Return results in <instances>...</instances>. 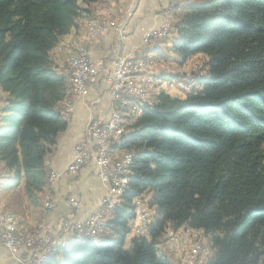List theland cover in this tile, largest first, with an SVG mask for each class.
<instances>
[{
  "label": "trees",
  "instance_id": "1",
  "mask_svg": "<svg viewBox=\"0 0 264 264\" xmlns=\"http://www.w3.org/2000/svg\"><path fill=\"white\" fill-rule=\"evenodd\" d=\"M94 2L0 0V166L14 184L25 179L34 204L51 189L46 159L68 128L70 86L50 51ZM182 6L172 49L182 62L207 57L200 89L152 96L121 140L133 161L105 232L73 235L48 264H171L157 244L183 226L206 233L207 264H264V0H195L174 11ZM146 193L157 208L149 237L127 249L133 201Z\"/></svg>",
  "mask_w": 264,
  "mask_h": 264
},
{
  "label": "crops",
  "instance_id": "2",
  "mask_svg": "<svg viewBox=\"0 0 264 264\" xmlns=\"http://www.w3.org/2000/svg\"><path fill=\"white\" fill-rule=\"evenodd\" d=\"M96 2L92 4H83L82 6L91 11ZM126 2L135 5V13L130 20H122V22L125 21L122 25L123 32L125 33L122 45L118 47V49L115 48L116 39L117 36H119L120 29L117 24L121 17L116 16L115 20L118 19L116 25L111 27L112 15H110L111 24L108 26L110 27L108 33L97 41L92 42L91 45L94 60L98 62L103 61L107 69H113L118 55L132 53L141 45L144 30L159 28L167 19V16L161 12V8L168 5L169 0H126ZM180 10L181 9L178 8L174 12H179ZM92 13L93 12H90L88 15L96 18L97 15H92ZM72 42H79L87 45L90 44V41L86 37L85 28L82 25H77L76 27H73L68 34L60 36L56 41L55 46L50 51L52 68L59 74H62L63 72V65L69 50L68 46L72 44ZM174 43V37L169 40H164L154 46L151 49V53L154 55H162L168 51L170 46ZM60 47H62L63 50L58 53ZM203 56L207 59L205 55ZM175 58L176 63H178L177 66L181 68L184 62L179 65L181 62L180 60L178 61L179 57ZM177 72L181 73L184 71ZM164 75L166 74L160 73L156 76L152 88L153 91L149 92L151 95L149 102L147 101L148 96L145 99L146 104H151L152 96L159 92H165L171 96L178 92V89L169 84L171 81H168V83L164 80ZM0 93V99L2 98L0 100L1 109L5 104L4 100L6 98V93L2 90ZM175 97L178 96L176 95ZM73 100V109L70 112L68 128L60 135L58 143L54 148V152L48 157L49 161L47 162L52 172L61 174L51 183L53 191L52 195L56 207L49 212H44L42 209L41 203L42 199L47 194V189L38 193L39 203L34 204L26 194L24 178L14 184L13 175L12 173H9V171L3 170L0 175V209L16 213L24 223L29 225L44 224L52 232H57L59 230L58 225L64 218L70 219L73 224L87 221V219L97 211L101 198L107 192V187L102 183L99 177L98 166L94 160L86 164L83 169L75 175L68 172V167L75 158L77 146L83 142L86 137V127L88 123L93 118H99L104 121L111 118L115 108V103L111 94V83L105 78L103 73H101L99 80L89 86L87 95L74 97ZM132 112L133 111L131 110V117L133 116ZM1 117L2 113L0 112V120ZM131 123L132 121L127 120L128 127ZM112 150L115 154L124 155L127 153L121 143L114 142L112 144ZM145 195L146 194H144L142 198L147 203V200L149 199V204L148 207H144L143 205V212L152 216V213L156 214L157 208L152 204V195L150 193H147L146 196L148 197ZM71 199H77L81 202L80 209L74 211L71 208ZM22 226L25 227L24 225ZM140 226H142V219L137 216L136 219L130 223L131 232L126 241L128 239L131 241L137 236L135 229ZM183 228L188 231L186 227ZM184 235L185 232L181 237L182 241L185 240ZM60 238L68 240L71 239L72 236L71 233H63L60 235ZM60 241L56 244H59ZM186 242L187 241L181 243V245H185ZM173 245L174 242H171L166 236H164L158 241L157 247L160 254L168 258L171 264H179L177 256L174 254V250H172ZM162 250L163 252H161ZM59 257L60 255L58 256V260H60ZM0 264H18V261L10 251L3 246H0Z\"/></svg>",
  "mask_w": 264,
  "mask_h": 264
},
{
  "label": "built area",
  "instance_id": "3",
  "mask_svg": "<svg viewBox=\"0 0 264 264\" xmlns=\"http://www.w3.org/2000/svg\"><path fill=\"white\" fill-rule=\"evenodd\" d=\"M170 1L173 3L174 1L185 2L190 0ZM115 7L121 12L126 11L123 3H117L116 0H106L105 10L100 12V19L93 22L92 26L89 27L91 37L95 38L99 34H104L110 28L104 27V20H108V16L112 15ZM128 17L126 19H129ZM171 28L172 21L167 19L159 28L144 30L141 45L132 53L118 55L113 69H107L103 61H95L92 49L88 45H78L75 47V52L69 54L65 69H69V83H74L73 97L87 95L89 86L99 80L101 73L111 83V94L115 103L111 118L107 121L93 118L88 123L86 137L77 146L75 158L68 167V172L75 175L86 164L94 160L98 166L99 177L107 187V192L101 198L97 211L87 221L73 224L70 219L64 218L60 221L57 232H52L43 225L37 234H30V231H19L18 224L13 223V220L8 219L7 216L0 215V246L10 251L16 257L18 264H36L49 246H56L58 241L66 240L60 238L63 233H71V236H100L105 232V227L110 219L111 206H113V202H118L119 186L120 182L123 181L124 171L128 168L129 153L114 154L113 151H110V144L113 140H120L121 143L122 132H128L127 120L133 122L138 118L130 116V107L145 104L142 103L137 81H145L148 85H153L156 70L165 69L164 65L159 66L164 57H160L158 65H150V62H138L137 53L141 52L146 45L159 44L161 36L167 35ZM119 37L125 38L122 29H119ZM185 80L180 85H185ZM190 93L191 87H189V92L184 94L186 96ZM121 101H128V115H126L122 125H115V112H117L118 104ZM65 106H67L68 115L71 111V105L68 103ZM140 114L142 113H138V115ZM60 175L52 172L51 183ZM143 200L142 197L135 199L136 215L142 219V226L136 228L135 233L137 236L149 237V226L153 219L143 212ZM70 206L76 211L80 209L81 202L77 199H71ZM55 207L56 203L50 195L46 201V212L52 211ZM199 260L209 261L206 254L201 253V245L195 246L193 255L185 256L184 264H199Z\"/></svg>",
  "mask_w": 264,
  "mask_h": 264
},
{
  "label": "rangeland",
  "instance_id": "4",
  "mask_svg": "<svg viewBox=\"0 0 264 264\" xmlns=\"http://www.w3.org/2000/svg\"><path fill=\"white\" fill-rule=\"evenodd\" d=\"M194 1L195 0H193V2ZM105 2H106V0H97V2L93 5V8L91 9V11L87 10V13L83 12L82 15L80 16V18L77 21L78 25H82L85 28L86 37L90 41V44L88 45L90 48H92V46H91L92 42L97 41L98 39H100L101 37L106 35L108 33V31L110 30V28H109L104 34H101V35L99 34L95 38L91 37L89 35V33H88L89 32V28L88 27L92 26L93 22H96L98 19H100V12L105 10ZM116 2L117 3H123L124 8H125V10L127 12L126 11L121 12L116 7L113 8L112 25H111V27L116 25V21L118 19L117 20H115V19H116V16H118V17H121V19L119 20L117 26L119 25L118 28L123 30V28H122L123 26L122 25L125 23V21L122 22V20L126 19L128 16H129L128 17L129 20L133 17V15L135 13V5L134 4H128L126 2V0H116ZM175 5H180V4L179 3H171V1L169 0L168 5H165V6H163L161 8V12L165 16H167V19H171V21H172V28H171L170 35L162 38L161 42L164 41V40L172 39L173 37H174V39H176L177 33H176L175 25L178 23V21L180 19V16L184 13V10H183L184 7L182 6L180 8L181 10L179 12H174V6ZM90 12H93L92 15H94V14L97 15L96 18L95 17H90L88 15V13H90ZM110 24H111L110 16H108V20H104V27H108V26H110ZM123 41L124 40L122 38L117 36L116 43H115V48L118 49V47H120L122 45ZM81 44H83V43L72 42V44H70L68 46L69 50H68V54L66 56V59H65L64 65H63V72H62V74L64 75V77L66 78L68 83H69V69H65V67L67 65V59H68L69 54H73V52H75V47L78 46V45H81ZM83 45H87V44H83ZM156 45H149V46H146V47L144 46L143 48H146V50H145L146 52H144V54L142 53V56H145V57H149L148 55L153 56V59L155 60V62H153L152 65H158V62H160V57H164V60H163L162 64H160L159 66L162 67V65H164L165 69H157L156 72H155V78L160 73L179 75L180 78L170 79L169 77L168 78L165 77V79H164L166 82L167 81H171V83H169V82L168 83L171 84V86H174V88L178 89V92L176 94L174 93V95L175 96L177 95L178 97H185L184 93L189 92V87H191V92L194 91V90L200 89L199 81H200V79H202L206 75V70H207V68H206V60L207 59L203 55L197 54V55L193 56L192 58H190L188 61L184 62V64H183V62L180 60V58H178V61L179 60L181 61L179 63V65L183 64V66L180 68L179 66H177L178 63H176V60H175L176 59L175 57H178V54L172 49L173 45H171L169 50L166 51L164 54H162V55H154V54L151 53V49L154 46H156ZM62 50H63V48L60 47L58 53L62 52ZM138 56L139 55L137 53V58H138ZM155 57H156V59H155ZM177 71H184V72L178 73ZM184 80H185V85H180V83H182ZM71 85L72 84L69 83V86H70V89H69L70 97L65 100L64 105L69 103L71 105V110H72L73 109V101H74L73 100L74 99V97H73L74 96V94H73L74 93V83H73L72 86ZM153 86H154V83H153V85H148V83L144 82V84L142 86L143 90H144V93H143L144 94L143 95L144 98L142 100L146 99V97L148 96L147 101L149 102L150 96H151L149 92L153 91L152 90ZM0 92H1V90H0ZM148 93H149V95H148ZM174 95H173V97H175ZM0 97H1V93H0ZM144 103H145V106H146V100H144ZM65 108H66V110H65L64 113H65V115L67 116V118L69 120L71 111L67 115V106H65ZM119 109H120V104H118V110ZM130 110L133 111L132 112V115H133L132 117H139L141 115V114L138 115L139 112L137 111V109H135L133 107H131ZM125 118H126V115H124V120H125ZM126 133L127 132H125V134ZM123 136H121V140H122ZM118 141L120 142V140H118ZM113 143L114 142H112L111 144H113ZM116 143H118V142H116ZM111 149H112V145H111ZM117 155H120V154H117ZM48 161L49 160L47 158L46 159V163ZM47 165H49V164L47 163ZM2 172H3V168L0 166V175H1ZM129 175H130V172L127 175V177H128L127 184H128V181H129ZM50 179H51V177H50ZM122 187H123V185L119 186V191L122 189ZM126 187L128 189L127 185H126ZM46 191H47V194L44 196V198L42 199V203H41L42 204V209L44 210V212H46V201H47L48 197H50V195H51L52 198H53L52 187H51L50 190H46ZM126 191L123 194H122V192L118 193V202H115V204H114L115 208L113 207L114 210L122 202L123 195L126 193ZM146 195H147V193H146ZM146 197H148V196H146ZM147 201H148V203L143 200L144 207H148L149 199ZM133 206L135 208V200L133 201ZM114 210L110 214V219H112V217H113ZM3 212H8V213L14 214L19 219L21 224L24 225L25 227L29 228L32 232L38 233V231H40L42 229L41 226L42 225L45 226L44 224H41V223L40 224H36V225H29L27 223H24L23 220L16 213H14L12 211H9V210H1L0 209V213H3ZM154 214L155 213H152V216H150V218H154ZM155 216H156V214H155ZM183 227H185V226H183ZM183 227H181V229L180 228L174 229L173 227H169V229L167 230V233L165 235L168 240H170L171 242H174L172 250H174L173 252H174V254H176L179 264H184L185 256L186 255H193V252H195V246H200V245H201V253L202 254L204 253V255L206 254V258L209 260L210 257L212 256V247H211L210 240L207 237L206 233H204L201 230H194V229H190V228H187V227H186V229L188 231H186L185 228H183ZM184 232H185V235H184L185 240L182 241L181 237L183 236ZM84 236H86V235H79V236L75 235V239H76V237L80 238V237H84ZM92 237H96V235L92 236ZM185 241H187L185 243V245H181V243H183ZM66 245H67V242L61 240L59 242V244H56V246H51V253L49 255V259L44 264H48L52 260L53 257H55V260H58V256L59 255L58 256L56 255L57 249L59 247H65ZM130 246H131V241L128 239L126 241V243H125V248L129 249ZM161 252H163V250ZM59 258H61V256ZM177 259H176V261H177ZM199 264H207V262H206V260H199Z\"/></svg>",
  "mask_w": 264,
  "mask_h": 264
},
{
  "label": "bare ground",
  "instance_id": "5",
  "mask_svg": "<svg viewBox=\"0 0 264 264\" xmlns=\"http://www.w3.org/2000/svg\"><path fill=\"white\" fill-rule=\"evenodd\" d=\"M191 2H193V0L185 1V2H183V1H174L173 3H179V4H184L185 3V4H187V3H191ZM170 33H171V31H169V33H167V35L161 36V39L166 37V36H169ZM146 46H149V45H146ZM145 50H146V48H143V50H141V52L138 53L139 56H138L137 60H138V62H150V65H152L153 62H155V60L153 59V56H151V55H148L149 57L142 56V53L144 54V52H146ZM155 59H156V57H155ZM144 82L145 81H137V88H138V91L140 92V96H142V99L144 98L143 97L144 90H143V87H142ZM71 84L73 85V83H71ZM144 100H142V103H144ZM144 106H145V104H139L138 106L133 107V108L137 109V111L139 113H141ZM124 115H128V101H121L120 109L117 110V112H115V125H122L123 124ZM124 134H125V132H122V136ZM112 142L120 143L118 140H113ZM111 145L112 144H110V151H113L111 149ZM132 161H133V154L132 153H128V168H127V170L124 171L123 181L120 182V185H123V187H122V189L119 192H122V194L127 190V187H126V185L128 186V184H127V180H128L127 175L130 172V169H131L130 166L132 164ZM114 204H115V202H113V206H111V212L115 208ZM0 215L7 216L8 219H12L13 220V223L18 224L19 225V231H30V234H37L36 232H32L29 228L23 227L21 225L19 219L14 214L8 213V212H3V213H0ZM50 253H51V246H49L48 250L44 251V255H41L39 257V260H37L36 264H44L45 262H47L48 259H49Z\"/></svg>",
  "mask_w": 264,
  "mask_h": 264
}]
</instances>
